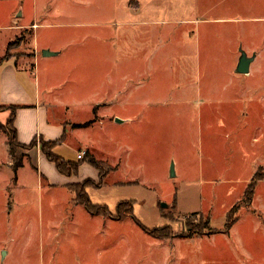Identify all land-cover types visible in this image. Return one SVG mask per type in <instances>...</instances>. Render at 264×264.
I'll return each instance as SVG.
<instances>
[{"label":"rangeland","instance_id":"374dc122","mask_svg":"<svg viewBox=\"0 0 264 264\" xmlns=\"http://www.w3.org/2000/svg\"><path fill=\"white\" fill-rule=\"evenodd\" d=\"M71 3L89 4L83 24H121L105 31L115 60L108 51L101 59L100 28L56 27L42 39L64 47L62 59L29 73L42 100L75 125L56 156L77 163L88 150L109 176L97 190L84 165L69 180L79 184L52 186L40 173L52 177L55 167L33 162L39 144L16 152L15 175L0 131V264H264V0ZM113 6L103 20L99 9ZM8 37L0 33V60L33 47L23 33L9 49ZM241 52L256 56L249 76L236 75ZM87 183L94 206L114 216L130 203L133 218H93L74 206L71 187Z\"/></svg>","mask_w":264,"mask_h":264},{"label":"crops","instance_id":"0c3cea01","mask_svg":"<svg viewBox=\"0 0 264 264\" xmlns=\"http://www.w3.org/2000/svg\"><path fill=\"white\" fill-rule=\"evenodd\" d=\"M87 11H89L88 3L73 4L71 0H0V33L8 34L9 36L4 40L5 45L7 44L9 48V45L13 44V41L23 33L27 34L26 44L31 40L33 45L30 48L23 46L17 49L15 51L17 54L13 53L9 60L0 65V107L18 108L14 128L17 133L18 144L21 146L28 147L35 139L39 138L47 143L59 142L63 137H66V132L69 131V128L75 127V125L66 121V112L59 109L55 110L51 104L48 105V101L42 100L37 79H31L30 67L36 72L41 63L47 65L56 59L61 60L65 52L64 47L58 46V44L53 42L56 40L49 37V40L44 41L42 39L43 32L50 31L56 27L76 29L98 27L103 30L100 36L102 40L99 42L103 50L101 59L103 61L106 59V51H115V48H111L107 44L105 31L116 29L121 24L114 20L103 21L100 24H83L84 20L86 22L89 19V14H86ZM99 12L104 20L105 15L108 18L111 17L116 12V9L114 6L108 9L102 7ZM75 13H77L76 16ZM64 16L68 18L77 17L76 22L63 26L56 25L55 22L64 18ZM146 24L148 23L136 22L130 25L139 27ZM40 39H42V43H40ZM68 45L69 43L66 46L67 49L69 48ZM42 53H49L54 56L44 58L41 56ZM108 54H110L108 55L109 59L113 58L114 61L115 53L111 52ZM3 114H8L10 117L9 113ZM84 152L88 153V150H84ZM33 153L35 154L33 162L36 163L39 156L41 162L42 160L46 162L39 150H34ZM55 172L56 175H52V177H48L43 172L40 174L48 180L50 185L60 189L80 183L70 184V179L61 177L56 170ZM96 176L98 180L97 172Z\"/></svg>","mask_w":264,"mask_h":264},{"label":"trees","instance_id":"16d2710c","mask_svg":"<svg viewBox=\"0 0 264 264\" xmlns=\"http://www.w3.org/2000/svg\"><path fill=\"white\" fill-rule=\"evenodd\" d=\"M13 44L9 45V49L12 48ZM9 60L8 56L0 61V65L4 62ZM18 108H1L0 107V114L9 113L10 117L6 122L5 126L0 124V131L3 132L7 136V146L9 149V157L13 162V172L16 175L18 170L23 169V163L18 161L16 158L17 151H25L29 152L37 148L38 144L40 145V152L45 160L55 167L57 173L66 179H72L78 177L79 170L84 165L89 166L98 174V180L100 186L96 188L99 190L102 185H104L106 179L108 178L109 174L105 173L106 165L105 163L96 161L94 157H92L89 153H86L85 158L82 161H78L77 163H70L66 162L63 159L56 156V150L65 142L66 137H63L61 141L54 142V143H47L43 139H35L32 144L28 147L21 146L18 144L17 141V133L14 128L16 115H17ZM89 124L80 126V128L88 127ZM260 182L257 180L256 177L252 179V183L248 187L245 193V199L249 204L252 203V199L254 196V188L256 184ZM89 183L82 185V186H75L71 187V195L73 196L72 204L74 206H80L85 210V212L93 218H102V219H112L115 222H123L133 218V206L130 203H121L116 210V215L112 216L105 206H94L86 195V189L89 188ZM234 225V221L232 219H228L226 223V230L225 234L231 230L232 226ZM156 232L151 233L152 235H156ZM213 235L215 233H212ZM194 235H189L186 239H191ZM211 235V234H210ZM158 240H166V237H159Z\"/></svg>","mask_w":264,"mask_h":264},{"label":"water","instance_id":"95a60500","mask_svg":"<svg viewBox=\"0 0 264 264\" xmlns=\"http://www.w3.org/2000/svg\"><path fill=\"white\" fill-rule=\"evenodd\" d=\"M52 56H54V55H51L49 53H43V57L44 58H50ZM255 60H256V56L255 55H253L251 58H248L245 53L241 52V57L239 59V62H238L237 68H236V75L249 76L251 66L253 65ZM116 124L120 125V124H122V122L116 121ZM173 173H174V169L172 167V174ZM162 209L163 210H167L168 207L163 205Z\"/></svg>","mask_w":264,"mask_h":264},{"label":"built area","instance_id":"2783aa9c","mask_svg":"<svg viewBox=\"0 0 264 264\" xmlns=\"http://www.w3.org/2000/svg\"><path fill=\"white\" fill-rule=\"evenodd\" d=\"M86 156V153L85 152H81L78 154L77 156V161H82Z\"/></svg>","mask_w":264,"mask_h":264}]
</instances>
